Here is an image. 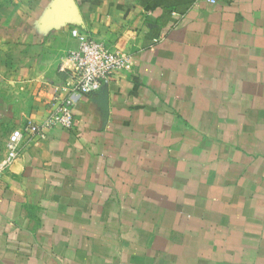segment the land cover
Returning a JSON list of instances; mask_svg holds the SVG:
<instances>
[{"label":"crops","instance_id":"obj_1","mask_svg":"<svg viewBox=\"0 0 264 264\" xmlns=\"http://www.w3.org/2000/svg\"><path fill=\"white\" fill-rule=\"evenodd\" d=\"M75 28L134 64L4 148L0 264H264V0H0L12 131L72 97Z\"/></svg>","mask_w":264,"mask_h":264},{"label":"built area","instance_id":"obj_2","mask_svg":"<svg viewBox=\"0 0 264 264\" xmlns=\"http://www.w3.org/2000/svg\"><path fill=\"white\" fill-rule=\"evenodd\" d=\"M216 0H212L215 2ZM79 42V47L72 51L71 57L76 63L75 80L70 90L71 98L57 105L49 116L41 122L30 121L22 128L14 129L7 143V157L1 169L10 165L20 156L21 145L37 144L47 137L55 127L71 129L74 127V96L88 95L100 91L117 71L130 70L134 64L133 56L115 51L103 41L75 28L71 31Z\"/></svg>","mask_w":264,"mask_h":264},{"label":"rangeland","instance_id":"obj_3","mask_svg":"<svg viewBox=\"0 0 264 264\" xmlns=\"http://www.w3.org/2000/svg\"><path fill=\"white\" fill-rule=\"evenodd\" d=\"M11 93L13 91L10 92V88L5 84L0 87V156L4 154V148L14 128L10 125L11 118L24 115L23 112L26 110V100L14 98Z\"/></svg>","mask_w":264,"mask_h":264}]
</instances>
